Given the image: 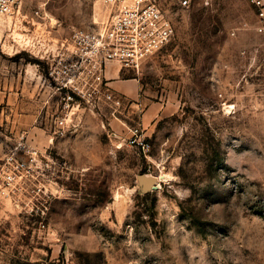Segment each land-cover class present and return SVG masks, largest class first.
<instances>
[{
	"label": "rangeland",
	"instance_id": "obj_1",
	"mask_svg": "<svg viewBox=\"0 0 264 264\" xmlns=\"http://www.w3.org/2000/svg\"><path fill=\"white\" fill-rule=\"evenodd\" d=\"M182 1L161 0L174 37L124 75L139 78L138 99L101 105L99 120L115 125L99 139L73 141L70 154L59 141L51 151L74 172L53 190L35 194L26 181L0 197V264H264L257 12L251 0ZM46 2L20 0L0 19V43L73 45L75 29L110 19L100 0ZM135 129L148 153L128 146Z\"/></svg>",
	"mask_w": 264,
	"mask_h": 264
},
{
	"label": "built area",
	"instance_id": "obj_2",
	"mask_svg": "<svg viewBox=\"0 0 264 264\" xmlns=\"http://www.w3.org/2000/svg\"><path fill=\"white\" fill-rule=\"evenodd\" d=\"M53 2L56 0H46ZM110 8V19L98 29H75L73 50L52 58L44 73L45 82L59 98L58 115L52 133L62 137L76 127L75 118L82 103L96 107L100 102L116 103L105 83L110 62L139 70L144 59L167 46L174 37L171 21L161 9V0H100ZM191 0H183L188 5ZM257 12L256 32L264 36V0H251ZM20 0H0V19L13 15ZM39 8H42L41 6ZM128 146L144 153L150 144L139 129L128 139ZM0 166V197L11 199L21 185L34 182L35 194L53 190L57 180L68 178L74 169L67 160H56L28 143L26 136L8 150Z\"/></svg>",
	"mask_w": 264,
	"mask_h": 264
},
{
	"label": "crops",
	"instance_id": "obj_3",
	"mask_svg": "<svg viewBox=\"0 0 264 264\" xmlns=\"http://www.w3.org/2000/svg\"><path fill=\"white\" fill-rule=\"evenodd\" d=\"M67 50L72 51L73 46L0 43V166L4 164L8 150L23 135L41 153L51 154L55 147L59 148L60 141L59 150L70 154L76 140L99 139L107 126L115 125L112 118H109L107 126L99 120L100 107L106 103L100 102L96 107L82 103L75 118L76 127L62 137L52 133L49 118L58 110L60 96L45 82L44 73L55 56H70ZM25 53H33L38 58L37 64H25ZM129 70L134 69L123 68L116 62L108 63L105 83L115 97L137 100L141 82L136 76L125 78Z\"/></svg>",
	"mask_w": 264,
	"mask_h": 264
},
{
	"label": "water",
	"instance_id": "obj_4",
	"mask_svg": "<svg viewBox=\"0 0 264 264\" xmlns=\"http://www.w3.org/2000/svg\"><path fill=\"white\" fill-rule=\"evenodd\" d=\"M139 180L151 190H157L159 188V185H157L156 183L155 177L149 178L145 175H142L139 177Z\"/></svg>",
	"mask_w": 264,
	"mask_h": 264
},
{
	"label": "bare ground",
	"instance_id": "obj_5",
	"mask_svg": "<svg viewBox=\"0 0 264 264\" xmlns=\"http://www.w3.org/2000/svg\"><path fill=\"white\" fill-rule=\"evenodd\" d=\"M158 179V178H157ZM162 180V179H161Z\"/></svg>",
	"mask_w": 264,
	"mask_h": 264
}]
</instances>
